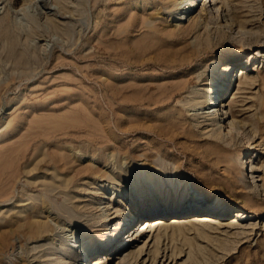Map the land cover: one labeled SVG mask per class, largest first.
<instances>
[{
  "label": "rangeland",
  "instance_id": "rangeland-1",
  "mask_svg": "<svg viewBox=\"0 0 264 264\" xmlns=\"http://www.w3.org/2000/svg\"><path fill=\"white\" fill-rule=\"evenodd\" d=\"M7 2L0 4V264H54L62 242L76 234L88 241L107 213L119 228L130 216L128 228L155 223L138 230L128 250H103L101 264H264V192L250 190L238 170L245 135L227 143L207 135L190 101L223 58L248 62L226 102L242 109L238 120L259 119L252 157L264 162V0L220 2L253 32L241 43L214 20L190 29L199 9L173 32L172 0ZM68 148L86 153L74 161ZM198 193L225 213L171 208ZM239 209L251 217L231 222ZM203 214L213 219L199 221ZM33 215L47 222L39 236L27 229Z\"/></svg>",
  "mask_w": 264,
  "mask_h": 264
},
{
  "label": "bare ground",
  "instance_id": "bare-ground-1",
  "mask_svg": "<svg viewBox=\"0 0 264 264\" xmlns=\"http://www.w3.org/2000/svg\"><path fill=\"white\" fill-rule=\"evenodd\" d=\"M221 1L222 0H199V1L172 0L171 5L176 7V11L172 22L170 21L171 22L170 25H173V28L171 30L173 32L175 30V33H180L182 30L177 28L176 25L182 21L188 20L191 17V15L194 14V12H196V10L199 9L198 17L195 20H193L190 29L195 30L199 26H202L204 23L214 20V23L217 24L219 31L223 36L231 34V36L238 38L237 42L241 43L244 40L245 38L244 36L247 33L251 34L253 32H249L248 30H245L243 28L244 24L240 21H238L237 24H234L232 17H230V15H228L226 12L224 14L225 10L222 9V7L220 6ZM7 3H8L7 0H0L1 5H5L7 7L8 6ZM208 7L213 8L211 12L207 10ZM160 13H162V11L155 12L154 16L148 19L152 21L153 19L157 18L160 15ZM222 16L225 18L223 22L219 20L221 19ZM259 53L260 52L257 51L255 54H259ZM255 54L253 53V56H255ZM238 58L237 57L223 58L221 60L222 69L218 72L215 78H213L211 82L208 83L207 89H205L204 92H200L197 90L193 92L194 95L190 97V101L193 102L195 113L192 114L194 115V117H196L197 120L201 119V122L203 123L204 126V132L215 139H219L227 143L229 138L236 137L235 134L237 135L240 134V136L245 135L243 136L246 138L245 156L240 160V165L238 170L244 176H247V178H249L248 182H245L246 183L245 185L248 188H250V190L264 192V186L258 184V182L261 180L260 177L264 176V162H259V160L256 161L258 156L252 157V151L257 150V145L259 146L258 143H255L258 135L259 119L258 118L249 119L248 122L240 121L237 119V115L238 113L242 112V109L231 110L230 107L229 109L227 108L229 105H231V103L226 102V99L229 96L227 93L229 92V89L232 86L233 77L236 79L241 78L242 76L245 77L247 75L248 68H250L248 67V62H244V61L238 62L239 60ZM216 62L217 59H214L213 64H216ZM210 109L213 110L210 111ZM216 118L219 120L216 121L215 120ZM68 150L70 152L69 156L71 155L74 161H79L81 156L86 153V151L81 148L75 150H71L70 148H68ZM260 152L263 151L260 150ZM55 176L60 177L61 174L55 173ZM68 177L64 176L63 178L64 181L62 182L67 184L69 181H71V179H69ZM99 192H100L99 189H97L96 190L97 195L95 196H99L98 195ZM113 195L114 192L111 194L109 200H112L114 198ZM118 200L122 205L125 204V202H123L124 200L123 201L120 199ZM211 202L212 201L209 202L208 197L202 196L200 193H198L197 195L191 197L188 200L183 201L182 203L173 205L171 208L173 209L175 207L176 208L180 207L184 209H189L188 205L193 204L195 210L193 211L186 210V212L184 213L187 214L196 213V212H201V210H205L211 213L215 212L216 210V211H221L222 212L221 214L225 213L224 206H214L212 205ZM23 205L25 204H19L18 206H23ZM103 207H105V210L108 212L111 210L110 208H108L106 203ZM100 210L102 209L100 208ZM147 210H153V207L150 206L145 207V210L142 211L140 214H143ZM21 212L23 211L22 210L17 211V215L18 214L20 215ZM233 214H234V218L231 219V222H239L244 217L245 218L248 217V219L251 217L248 216L249 215L248 213L240 209L234 210ZM187 216L188 215H185L184 218ZM31 217L29 222L26 224L28 227L27 229L28 231L34 234H38L39 236L45 232L47 228V222L45 220L42 221L36 219L34 215ZM115 217L116 215L107 213L105 217H103L102 219L93 222L94 225L92 226L91 229V231L93 232V236L88 241H86L83 235L81 236L76 234L73 237V239L67 242H62L59 246V250L55 258L54 264H101L103 261L102 259L103 256L101 252L103 250L111 251V252L113 251L124 252L128 250L130 247V242H134L135 239L134 235H136L138 230L149 228L155 223V220L153 219L152 220L145 219L141 222V224L137 228H135L134 226L128 228L129 224H131V222L134 219L130 216L127 219L126 223H124V225L121 228H119L118 227L119 222L113 224L110 223L111 220L114 219ZM197 218L199 219V221L202 222H206L208 220L213 219L210 215L207 214L206 215L203 214ZM110 224L112 226L109 227ZM110 231H114V232L110 233ZM125 235L126 237H124ZM122 236L123 238L119 240L120 237ZM104 258H105L104 260H107V257Z\"/></svg>",
  "mask_w": 264,
  "mask_h": 264
}]
</instances>
